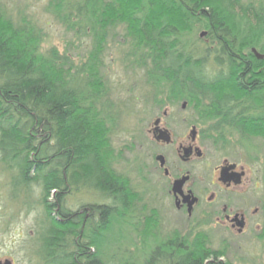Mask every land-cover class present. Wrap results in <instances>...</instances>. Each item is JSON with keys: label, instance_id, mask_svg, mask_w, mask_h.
Listing matches in <instances>:
<instances>
[{"label": "trees", "instance_id": "trees-1", "mask_svg": "<svg viewBox=\"0 0 264 264\" xmlns=\"http://www.w3.org/2000/svg\"><path fill=\"white\" fill-rule=\"evenodd\" d=\"M76 4L62 13L61 3H55L54 17L68 32L91 36L87 59L77 65L56 49L43 54L41 29L26 18L16 21L0 2V156L5 162L15 158L18 177L41 188L48 212L78 186L111 203L97 208L95 228L83 225L84 218L77 232L73 226L60 232L55 225L43 243L46 264H156L160 258L165 264H226L219 261L224 252L211 251L202 234L188 241L175 233L160 242L151 233L153 219L146 218L145 226L134 222L136 195L115 171L120 155H114L100 108L107 106L108 93L102 58L107 43L121 40L143 72V106L182 102L194 108L201 124L213 123V147L225 148L226 130L242 140H264V59L251 52L264 56V2ZM197 31L201 49L185 36ZM210 64L216 69L212 73ZM111 246L118 252L114 256L108 253Z\"/></svg>", "mask_w": 264, "mask_h": 264}, {"label": "rangeland", "instance_id": "rangeland-1", "mask_svg": "<svg viewBox=\"0 0 264 264\" xmlns=\"http://www.w3.org/2000/svg\"><path fill=\"white\" fill-rule=\"evenodd\" d=\"M0 2L10 10V15L16 21L26 18L41 29L43 36L40 47L43 54L56 49L59 54L69 55L75 65L86 61L92 46L90 34L84 30L68 32L54 17L55 3H61L63 13L66 7L77 6L79 0H0ZM250 2L257 5L264 0ZM198 34L197 31L185 36L192 46L201 49L204 43L199 41ZM117 41L121 43V40ZM118 42L107 43L104 50L102 72L108 93L107 106L100 108L109 130V141L114 149V155H120L115 171L127 178L132 192L136 195L132 208L134 222L141 220V225L145 226L146 218L148 221L153 219L156 226L154 225L155 230L151 233L156 235L160 242H168L175 233L179 238H186L188 241L202 234L207 237L211 251L224 252V258L219 261L226 264H264V140L261 137L242 140L233 130H226L223 134L226 146L219 150L211 144L216 134L212 127L213 123L201 124L197 120L194 108L185 106L183 109L182 102L176 106H143L140 100L143 72L134 66L137 57L132 58L129 54L132 56L133 51ZM215 70L210 64L208 72L212 73ZM157 120L159 127L170 134V145L163 142L159 144L154 140L151 130ZM192 132L195 133L193 141L195 149L201 156L198 159L193 156L189 162L184 163L177 155L178 144L191 142ZM158 155L164 157L166 168L171 174L170 178H165L163 172L158 169L154 161ZM224 161L243 167L250 182H247V189L242 195L232 196L239 207L245 205L251 207L244 233L233 232L227 227L212 228L211 224L208 225L210 220L207 221L201 205L191 210L189 217L186 213L178 212L173 206L170 188L175 178L186 176L185 173L189 172L190 181H187L186 185L194 194L206 201L208 194L204 195L202 191L212 178V170ZM3 163L0 157V191L11 176L19 179L18 171L8 168L6 172L1 166ZM28 194L31 195L32 206L26 225L33 231L32 264H46L47 258L38 244L40 232L42 233L40 223L45 217L41 188L32 184ZM110 204L98 191L87 187L78 186L62 198V206L67 212L76 213L87 209L92 214L91 211L94 210L95 214L88 216L91 221L86 223L93 228L98 222L97 208ZM83 213L80 216L81 221L85 216ZM130 237L139 245L135 234H131ZM124 248L128 251L134 250L133 246L125 245ZM108 253L114 256L118 252L111 246ZM154 263L165 264L162 258Z\"/></svg>", "mask_w": 264, "mask_h": 264}, {"label": "flooded vegetation", "instance_id": "flooded-vegetation-1", "mask_svg": "<svg viewBox=\"0 0 264 264\" xmlns=\"http://www.w3.org/2000/svg\"><path fill=\"white\" fill-rule=\"evenodd\" d=\"M158 130L164 129L160 128L159 124L157 127L153 124L151 133L154 140H156ZM193 141L194 139L191 134V142H182L178 144L177 155L184 163L189 162L193 156L197 159L200 157L197 155L199 151L195 149L196 147ZM161 142L163 141H157L159 144H161ZM170 143L167 144L170 145ZM164 144L167 145L166 143ZM184 151L188 152L186 158H184ZM159 156L161 155L156 156L154 161L157 163L158 169L163 172L164 177L170 178L171 174L166 168V161L164 159L165 164L163 167H160L159 162L157 161V157ZM1 159L3 160L2 157ZM1 166L5 168H3L5 171L8 168L13 169V171H18L17 169L20 167V165L16 164L15 158H10L9 162L4 161ZM165 171H167V174ZM11 173L12 172H10V174ZM223 173L226 181L220 180ZM19 174L20 173L18 172V176ZM185 175L189 176V172H186ZM183 176L184 175H181L180 178ZM28 177H31V175L29 174ZM211 177L212 178L207 187L202 191L204 195L208 194L206 201L202 200V197L194 194L193 190L186 185L190 181V176L188 182L182 187V194L174 196L171 193L173 182L180 179L175 178L172 181L170 188L173 206L178 212L186 213L189 217V204L194 197L196 198V202L192 206V210L200 205L203 206V213L207 217V221L210 220L208 225L211 224L212 228L227 227L233 232L244 233L249 221L248 211L251 207H247L246 205L244 207H239L240 205L236 203L232 196L242 195L246 191L247 182L250 183L247 179L246 170L236 163H228L227 161H224L220 166L212 170ZM31 186L32 184L28 180L22 178L17 180L11 176L9 180H6L3 189L0 191V264H32L33 262V231L31 230V227L26 225L32 206L30 202L31 195L28 194ZM22 193H25V195ZM239 198L241 199V197ZM203 201L205 203H203ZM58 202L59 203L56 204V207L50 212H48L46 208L44 210L45 221L42 220L40 223L42 233L40 232L38 238V240H40L38 244L40 245L42 253L43 243L47 239L50 230L55 228V225H57V230L60 232H62L66 226L68 228L73 226L77 232L81 226V214L83 212V214H85L83 225L90 220L88 216L95 214L94 210H92V214H90V211H87V209L76 213L66 212L63 210L62 202ZM254 212L256 213L257 209H255ZM49 213L51 215L50 217L48 215ZM78 239L79 237L75 238L74 242H77ZM78 255L79 254H77V256Z\"/></svg>", "mask_w": 264, "mask_h": 264}, {"label": "water", "instance_id": "water-1", "mask_svg": "<svg viewBox=\"0 0 264 264\" xmlns=\"http://www.w3.org/2000/svg\"><path fill=\"white\" fill-rule=\"evenodd\" d=\"M204 36V33H202L200 35V37H203ZM252 54L255 56L256 59L258 60H262L264 59V56L260 55L257 53L256 50L252 49L251 50ZM186 106L185 103L182 104V108L184 109ZM159 124V121H155L154 122V126L157 127ZM194 136H195V133L192 132V138L194 139ZM156 140L157 141H163L164 143H170L171 141V138H170V135L168 134V132L164 131V130H158V135L156 136ZM184 158H186L188 156V152L187 151H184ZM198 156H201V153L199 152L197 154ZM157 161L159 162V165L160 167H163L164 164H165V161H164V158L162 156H159L157 157ZM166 174H167V171H165ZM189 180V176H183L182 178L178 179V180H175L173 182V185H172V189H171V193L174 195V196H177V195H181V191H182V187L185 185V183ZM220 180L222 181H226V178L224 177V173L223 175L221 176ZM190 198V197H189ZM196 202V198L193 197V200L192 202L189 204L190 207L188 209V212L190 213L191 210H192V206L194 205V203ZM240 232V231H239Z\"/></svg>", "mask_w": 264, "mask_h": 264}, {"label": "bare ground", "instance_id": "bare-ground-1", "mask_svg": "<svg viewBox=\"0 0 264 264\" xmlns=\"http://www.w3.org/2000/svg\"><path fill=\"white\" fill-rule=\"evenodd\" d=\"M31 184H33L31 181H29Z\"/></svg>", "mask_w": 264, "mask_h": 264}]
</instances>
